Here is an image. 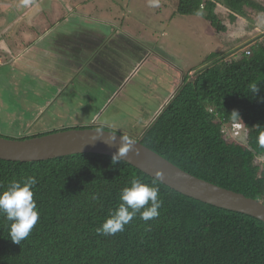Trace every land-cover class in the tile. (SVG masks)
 <instances>
[{"label":"trees","instance_id":"16d2710c","mask_svg":"<svg viewBox=\"0 0 264 264\" xmlns=\"http://www.w3.org/2000/svg\"><path fill=\"white\" fill-rule=\"evenodd\" d=\"M217 5L230 12L231 21L245 17L246 10L264 13L255 0H177L176 14L202 17L214 32L223 33ZM205 59L192 76L195 70L186 73L169 103L135 140L199 180L264 204V171L255 164L264 157V41L229 61L218 53ZM227 123L244 128L246 144L222 133ZM85 129L111 131L99 125L60 126L19 140ZM28 176L38 181L32 191L39 219L16 245L9 239L10 222L0 216V264H264V223L187 198L123 161L114 165L111 157L98 154L0 160V191ZM134 179L159 187V217L147 223L137 217L123 232L97 235L95 229L118 207L120 191Z\"/></svg>","mask_w":264,"mask_h":264},{"label":"rangeland","instance_id":"374dc122","mask_svg":"<svg viewBox=\"0 0 264 264\" xmlns=\"http://www.w3.org/2000/svg\"><path fill=\"white\" fill-rule=\"evenodd\" d=\"M255 1L264 5V0ZM23 2L0 0V28L8 26L7 36L14 37V44L28 29L25 20L12 23L27 10ZM157 3L158 7H149V0L41 1V19L52 21L41 35L46 49L35 46L13 71L8 57H0V134L19 140L24 134L51 132L60 126L99 125L137 139L187 72L195 70L192 76L214 52L229 61L244 48L227 54L237 48L230 37L249 34L248 20L259 16L246 10L248 17H240L237 24L224 16L221 22L230 24L228 33H232L213 37L214 30L204 18L176 14L177 0ZM95 41L101 45L95 46ZM46 44L60 48L59 55L54 57ZM6 45L12 46L9 41ZM255 164L264 171V157Z\"/></svg>","mask_w":264,"mask_h":264},{"label":"water","instance_id":"95a60500","mask_svg":"<svg viewBox=\"0 0 264 264\" xmlns=\"http://www.w3.org/2000/svg\"><path fill=\"white\" fill-rule=\"evenodd\" d=\"M100 131L103 132L96 133ZM109 135L117 137L115 143L106 142ZM120 136L126 137L113 131L85 129L67 130L27 140L0 137V160L26 163L78 154H98L112 158L119 147ZM127 138L134 141L135 145L121 161L187 198L264 223L262 202L199 180L144 147L141 139Z\"/></svg>","mask_w":264,"mask_h":264},{"label":"clouds","instance_id":"9594fccd","mask_svg":"<svg viewBox=\"0 0 264 264\" xmlns=\"http://www.w3.org/2000/svg\"><path fill=\"white\" fill-rule=\"evenodd\" d=\"M149 7H158L157 0H149ZM257 91V84H254L251 92ZM231 114L238 117V113L235 111ZM101 132L103 131L96 133ZM116 140L115 135H109L106 142L112 144ZM119 141L117 152L112 157L114 165L119 164L121 158L132 151L135 145L134 141L127 137L120 136ZM261 143L264 144V138ZM37 182L36 177L28 176L23 181L10 182L7 190L0 191V216L10 222L9 239L16 245H21L30 236L38 222L39 212L32 191ZM159 197V187L155 186V182H153V186H149L137 179L132 180L130 187H125L120 191L118 207L109 214L100 227L95 229L96 234L114 236L123 232L125 227L137 217L145 223L158 218L160 215L158 210L163 204ZM91 199L96 201L98 196L93 194Z\"/></svg>","mask_w":264,"mask_h":264},{"label":"crops","instance_id":"0c3cea01","mask_svg":"<svg viewBox=\"0 0 264 264\" xmlns=\"http://www.w3.org/2000/svg\"><path fill=\"white\" fill-rule=\"evenodd\" d=\"M29 1L30 0H26V2H23V4H24L23 6L26 7L27 10L22 11V13L18 14L16 16V18H14V20L12 21V23H17V22H21L22 20H25L26 24L28 23V25H27L28 29L26 27L25 28L23 27L24 30H23V35L20 37L21 38L20 43L14 44L13 43L14 37L12 35L10 37L7 36V33H8L7 31H9V29H7L8 28L7 25L5 28H2V27L0 28V57L3 59L5 56L8 57L10 64H11V67H12L11 69H9L11 71H13L15 69L14 65L18 64L21 59H24L25 57H30L32 55V53L36 50V49H34L35 46H40L41 47L39 49L40 51L46 49V46L44 43L45 40L42 39V37L45 35V33L48 30H45L44 26L48 22H52V21L48 17L46 18V20L41 19L42 15L39 13L41 10L40 9L41 5L39 3H41V1H43V0H37V2L35 4H33V3L31 4ZM260 4H261L260 6L262 8H264V5L262 3H260ZM28 5H29V7H28ZM220 10L223 11V13H222L223 15H219ZM215 14H216V16H218V19L220 21L223 20L222 18L224 16H226V17H228V20L234 24L235 23L237 24V20H239V18H240L239 16H234L235 19L233 21H231L230 12L228 10H226L224 7H222L221 5L216 6ZM245 15L247 16L246 12H245ZM258 15L260 17L258 16V18H256V19L248 20V22L250 21V24H251L249 34H247V35L241 34V35H239V37H237V35H235V36L232 35L230 37V38L234 39V43H233L234 45L237 43L236 44L237 48L232 50V51H229L227 54L233 53L235 50L239 49L242 46L245 48V47H247L249 45H253L255 43H257V44L263 43V41H264V14L259 13ZM246 16L243 18H246ZM51 18H54L53 20H55V17H51ZM223 25L226 28L225 32H223V33L214 32L215 35H213L211 33L210 34L213 37L214 36L216 37V35L221 36V35H225V34H228V36H230V33H232V32L229 31V33H228V30H229V26H231V25L230 24H223ZM35 26L37 27L36 30H34ZM34 31H36L37 34H39V31H42V34H40V36H38V38H36L37 34ZM41 35H43V36L41 37ZM11 37L13 39H10ZM63 37H65V36H63ZM7 39H10V40H7ZM8 41L11 43V45H12L11 47H8L6 45ZM240 41H242V42H240ZM53 44H46V45H49V47L47 49L49 51H51V53L54 57H57L59 55V49L60 48L56 47L58 50L55 48H52ZM56 46H58L57 42H56ZM229 47H231V46H227L226 49H228ZM68 51H70V50H68ZM214 53H217V52H214ZM218 54L221 56L220 53H218ZM34 55H36V53ZM1 58H0V66H2L1 64L3 63V60ZM16 72L17 71H15V73ZM1 78H2V76L0 73V79Z\"/></svg>","mask_w":264,"mask_h":264},{"label":"built area","instance_id":"2783aa9c","mask_svg":"<svg viewBox=\"0 0 264 264\" xmlns=\"http://www.w3.org/2000/svg\"><path fill=\"white\" fill-rule=\"evenodd\" d=\"M247 54V53H246ZM222 133L231 140L246 144V134L244 128L239 123H228L222 128Z\"/></svg>","mask_w":264,"mask_h":264}]
</instances>
